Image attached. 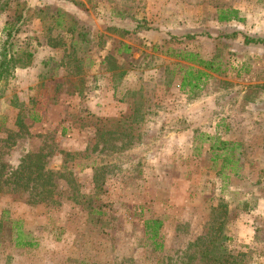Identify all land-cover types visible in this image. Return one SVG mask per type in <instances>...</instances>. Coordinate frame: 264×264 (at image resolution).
<instances>
[{
    "label": "rangeland",
    "instance_id": "1",
    "mask_svg": "<svg viewBox=\"0 0 264 264\" xmlns=\"http://www.w3.org/2000/svg\"><path fill=\"white\" fill-rule=\"evenodd\" d=\"M5 20L0 264H264V0H0V52Z\"/></svg>",
    "mask_w": 264,
    "mask_h": 264
},
{
    "label": "trees",
    "instance_id": "2",
    "mask_svg": "<svg viewBox=\"0 0 264 264\" xmlns=\"http://www.w3.org/2000/svg\"><path fill=\"white\" fill-rule=\"evenodd\" d=\"M55 14H54V25H60V21L59 18L62 16H67L69 18V21L71 24H76L77 25V20L71 16L68 12H66L63 9H59V8H55ZM216 20L217 21H229L230 19L236 18L237 17V12L234 9H218L217 10V14H216ZM12 23L9 22L8 20L4 21L2 30L5 34V41L3 42L4 46L1 48V54H2V60L1 63H6L8 61H12V56H8V58H6V54H7V49L5 45H10V42L7 41L6 43V39H8L9 35V28L11 27ZM81 25V24H79ZM142 24H135V28H139L141 27ZM143 26V25H142ZM82 27L79 26L78 30L75 27H72V29L75 31L73 32L74 34H69V44H68V49L71 53L75 54L76 52H83V50L85 49V45L87 43V31L86 30H80ZM236 32L232 31L230 32V34H226L229 36H234ZM243 42L244 43H254V44H261V47H264V40L261 37H255V36H248L245 35L243 36ZM121 48H123V52L127 51L129 49V46H127L126 44H121L120 46ZM65 48V47H64ZM67 49V48H66ZM180 53V52H178ZM187 55H190V53H186ZM31 53L28 51L26 52V56L30 57ZM177 55V54H175ZM184 57V56H183ZM209 61H205L204 62V66H209ZM207 75V73L203 70L200 69H193L191 66H186L185 68H183L181 74L178 77V88L179 89H184V88H188L189 90L193 89V88H199V81L201 80V77H205ZM32 120L37 122L39 121V116L35 115L32 116ZM220 148H225L227 143L226 142H220ZM262 150L264 152V137L262 139ZM219 154H215V156L213 158H217ZM161 226V221L157 220V219H150V220H145L144 221V230L145 232H148L151 238H155L158 235V229Z\"/></svg>",
    "mask_w": 264,
    "mask_h": 264
}]
</instances>
